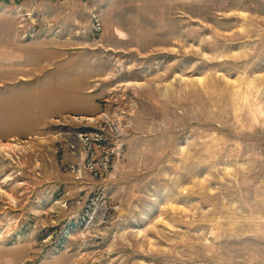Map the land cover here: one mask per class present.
<instances>
[{
    "label": "rangeland",
    "instance_id": "obj_1",
    "mask_svg": "<svg viewBox=\"0 0 264 264\" xmlns=\"http://www.w3.org/2000/svg\"><path fill=\"white\" fill-rule=\"evenodd\" d=\"M0 264H264V0H0Z\"/></svg>",
    "mask_w": 264,
    "mask_h": 264
}]
</instances>
